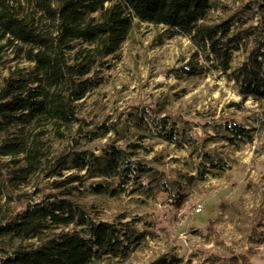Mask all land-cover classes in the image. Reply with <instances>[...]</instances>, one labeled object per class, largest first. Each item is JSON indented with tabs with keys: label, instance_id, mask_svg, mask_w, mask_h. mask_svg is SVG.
<instances>
[{
	"label": "trees",
	"instance_id": "obj_1",
	"mask_svg": "<svg viewBox=\"0 0 264 264\" xmlns=\"http://www.w3.org/2000/svg\"><path fill=\"white\" fill-rule=\"evenodd\" d=\"M217 9L222 14L213 17ZM144 23L189 37L192 53L172 69L177 77L220 71L243 99L264 100V0L236 8L219 0H0V264H109L145 238L134 219L124 220L125 211L99 217L98 199L119 197L132 184L129 193L153 189L139 180L152 169L137 150L151 149L143 140L162 135L168 115L155 122L156 131L138 132L123 145L115 137L97 152L81 139L117 134V122L86 130L78 117L96 74ZM235 52L243 57L233 65ZM144 115L129 109L137 128H146ZM223 121L212 140H252L254 127ZM171 133L163 135L173 141ZM201 156L216 166L208 151ZM40 186L45 192L31 202ZM167 263L174 264L159 256L148 264Z\"/></svg>",
	"mask_w": 264,
	"mask_h": 264
},
{
	"label": "rangeland",
	"instance_id": "obj_2",
	"mask_svg": "<svg viewBox=\"0 0 264 264\" xmlns=\"http://www.w3.org/2000/svg\"><path fill=\"white\" fill-rule=\"evenodd\" d=\"M219 1L236 8L248 0ZM217 14L222 11L214 10L212 16ZM126 39L119 57L109 58L107 67L96 74L95 85L78 111L84 129L117 122L118 133L81 139L82 146L97 152L95 147L115 137L118 144L134 142L136 133L156 131L155 122L164 115L169 124L163 134L172 131L173 141L163 134L153 135L143 140L151 145L148 152L137 150L142 164L152 169L139 180L145 187L153 185L152 190L129 193L136 188L132 184L119 197L98 199L99 217L108 220L125 211L124 220L134 219L135 227L146 232L143 240L109 264H148L159 256L174 264L177 260L178 264H264V127L260 124L264 100L259 104L250 96L243 99L220 71L177 77L172 69L185 64L192 53L188 36L170 35L161 25L144 23ZM242 57L235 52L231 64ZM198 61L206 64L203 58ZM232 101L240 105L231 106ZM133 107L145 112L146 128H137L129 120ZM232 118L255 128L252 140L228 145L222 137L211 139L216 136L214 127L222 129L223 120ZM203 150L215 167L202 159ZM160 183L162 190H158ZM40 187L31 202L45 192ZM27 202L17 203L14 210L23 209ZM197 203L202 210L194 212Z\"/></svg>",
	"mask_w": 264,
	"mask_h": 264
},
{
	"label": "built area",
	"instance_id": "obj_3",
	"mask_svg": "<svg viewBox=\"0 0 264 264\" xmlns=\"http://www.w3.org/2000/svg\"><path fill=\"white\" fill-rule=\"evenodd\" d=\"M193 207L194 212H199L202 210L201 204L199 203L195 204Z\"/></svg>",
	"mask_w": 264,
	"mask_h": 264
}]
</instances>
